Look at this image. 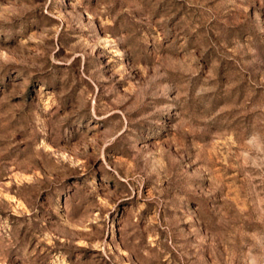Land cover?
I'll return each mask as SVG.
<instances>
[{
    "label": "rangeland",
    "instance_id": "obj_1",
    "mask_svg": "<svg viewBox=\"0 0 264 264\" xmlns=\"http://www.w3.org/2000/svg\"><path fill=\"white\" fill-rule=\"evenodd\" d=\"M0 264H264V0H0Z\"/></svg>",
    "mask_w": 264,
    "mask_h": 264
}]
</instances>
